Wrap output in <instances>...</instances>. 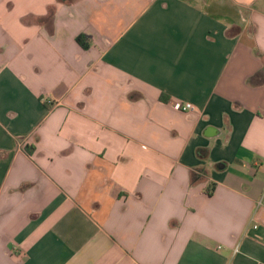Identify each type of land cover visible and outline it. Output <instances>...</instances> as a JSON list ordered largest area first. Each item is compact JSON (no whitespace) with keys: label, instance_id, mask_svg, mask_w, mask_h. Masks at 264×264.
Wrapping results in <instances>:
<instances>
[{"label":"crops","instance_id":"1","mask_svg":"<svg viewBox=\"0 0 264 264\" xmlns=\"http://www.w3.org/2000/svg\"><path fill=\"white\" fill-rule=\"evenodd\" d=\"M258 262L264 0H0V264Z\"/></svg>","mask_w":264,"mask_h":264},{"label":"built area","instance_id":"2","mask_svg":"<svg viewBox=\"0 0 264 264\" xmlns=\"http://www.w3.org/2000/svg\"><path fill=\"white\" fill-rule=\"evenodd\" d=\"M171 107L172 109L176 110V111H182V112H185V111H194L196 108H195V105L190 102V101H184V100H175V101H172L171 102ZM233 252L236 253L238 252V245H236L234 248H233ZM257 264H264V262H258Z\"/></svg>","mask_w":264,"mask_h":264},{"label":"trees","instance_id":"3","mask_svg":"<svg viewBox=\"0 0 264 264\" xmlns=\"http://www.w3.org/2000/svg\"><path fill=\"white\" fill-rule=\"evenodd\" d=\"M60 1L65 2V3H69L71 0H60ZM76 41L80 44V46L82 48H87L88 47V44L83 40V36L82 35L76 36Z\"/></svg>","mask_w":264,"mask_h":264}]
</instances>
